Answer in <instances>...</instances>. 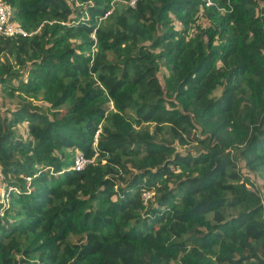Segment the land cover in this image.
<instances>
[{"label": "trees", "instance_id": "obj_1", "mask_svg": "<svg viewBox=\"0 0 264 264\" xmlns=\"http://www.w3.org/2000/svg\"><path fill=\"white\" fill-rule=\"evenodd\" d=\"M3 1L0 264H264L259 0Z\"/></svg>", "mask_w": 264, "mask_h": 264}, {"label": "built area", "instance_id": "obj_2", "mask_svg": "<svg viewBox=\"0 0 264 264\" xmlns=\"http://www.w3.org/2000/svg\"><path fill=\"white\" fill-rule=\"evenodd\" d=\"M134 0H129V4H133ZM210 3V0H205V5H208ZM259 5L261 8L264 9V0L259 1ZM9 14H10V8L7 3H5L3 0H0V33L5 35H11L14 33H25V30L18 24L13 23L9 20ZM97 132L94 135V138L96 137ZM95 140V139H94ZM93 157L87 158L83 155V153L75 149L73 156H72V164L71 168L74 169H81L85 166V164L88 161H91ZM12 190H16L15 187L12 188ZM151 192L143 191L142 197L145 200Z\"/></svg>", "mask_w": 264, "mask_h": 264}, {"label": "rangeland", "instance_id": "obj_3", "mask_svg": "<svg viewBox=\"0 0 264 264\" xmlns=\"http://www.w3.org/2000/svg\"><path fill=\"white\" fill-rule=\"evenodd\" d=\"M0 60H2V57H0ZM163 69H164L163 66L159 67V73L160 74L164 71ZM219 92H220V87L218 86L212 91V94L217 95ZM11 101H12V99H10L9 96H7L4 91L0 90V104H1V106L2 107L12 106L13 103H11ZM24 125H25V122H21L20 124L17 125V129L19 131H23ZM187 146H186V148H187ZM192 148L193 147H191V146L189 147L190 150ZM70 154H72V152ZM238 165L240 167V170L244 174L249 176L250 179L254 182L256 189H257L258 193L260 194L262 201L264 202V170L251 171L244 166L243 161H239ZM1 200H3V199H1ZM5 201H6V199L4 198V202Z\"/></svg>", "mask_w": 264, "mask_h": 264}, {"label": "clouds", "instance_id": "obj_4", "mask_svg": "<svg viewBox=\"0 0 264 264\" xmlns=\"http://www.w3.org/2000/svg\"><path fill=\"white\" fill-rule=\"evenodd\" d=\"M259 1H260V0H259ZM258 5H259V3H258ZM259 7H260V5H259ZM260 8H261V7H260ZM96 132H97V131H96ZM96 132H95V133H96ZM94 135H95V134H94ZM96 136H97V135H96ZM94 139L96 140V137L94 138V136H93V143L95 142ZM73 152H74V151H73Z\"/></svg>", "mask_w": 264, "mask_h": 264}]
</instances>
